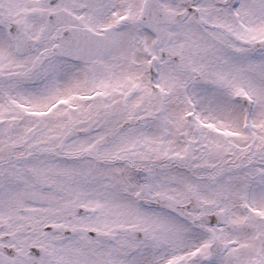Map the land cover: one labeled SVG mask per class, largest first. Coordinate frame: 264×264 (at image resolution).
I'll return each instance as SVG.
<instances>
[{
    "label": "snow or ice",
    "instance_id": "obj_1",
    "mask_svg": "<svg viewBox=\"0 0 264 264\" xmlns=\"http://www.w3.org/2000/svg\"><path fill=\"white\" fill-rule=\"evenodd\" d=\"M0 264H264V0H0Z\"/></svg>",
    "mask_w": 264,
    "mask_h": 264
}]
</instances>
